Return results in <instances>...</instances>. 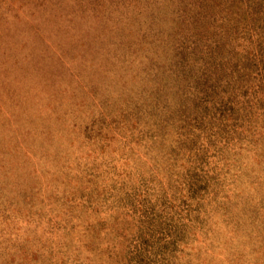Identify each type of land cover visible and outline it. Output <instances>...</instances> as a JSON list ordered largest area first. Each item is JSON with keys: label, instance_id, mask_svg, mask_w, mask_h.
<instances>
[{"label": "rangeland", "instance_id": "rangeland-1", "mask_svg": "<svg viewBox=\"0 0 264 264\" xmlns=\"http://www.w3.org/2000/svg\"><path fill=\"white\" fill-rule=\"evenodd\" d=\"M0 264H264V0H0Z\"/></svg>", "mask_w": 264, "mask_h": 264}]
</instances>
